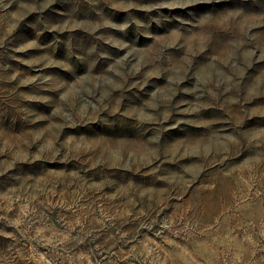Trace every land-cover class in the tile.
Wrapping results in <instances>:
<instances>
[{
  "label": "rangeland",
  "instance_id": "374dc122",
  "mask_svg": "<svg viewBox=\"0 0 264 264\" xmlns=\"http://www.w3.org/2000/svg\"><path fill=\"white\" fill-rule=\"evenodd\" d=\"M0 264H264V0H0Z\"/></svg>",
  "mask_w": 264,
  "mask_h": 264
}]
</instances>
